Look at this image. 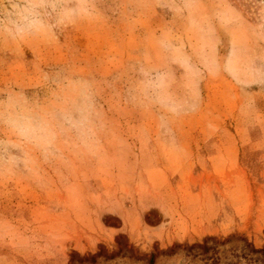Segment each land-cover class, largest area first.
Wrapping results in <instances>:
<instances>
[{"label":"rangeland","instance_id":"rangeland-1","mask_svg":"<svg viewBox=\"0 0 264 264\" xmlns=\"http://www.w3.org/2000/svg\"><path fill=\"white\" fill-rule=\"evenodd\" d=\"M0 264H264V0H0Z\"/></svg>","mask_w":264,"mask_h":264}]
</instances>
